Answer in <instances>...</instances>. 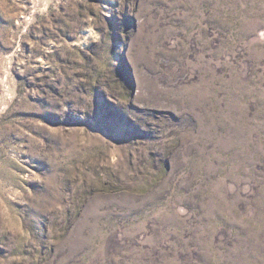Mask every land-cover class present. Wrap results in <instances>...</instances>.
<instances>
[{
  "label": "rangeland",
  "instance_id": "374dc122",
  "mask_svg": "<svg viewBox=\"0 0 264 264\" xmlns=\"http://www.w3.org/2000/svg\"><path fill=\"white\" fill-rule=\"evenodd\" d=\"M0 264H264V0H0Z\"/></svg>",
  "mask_w": 264,
  "mask_h": 264
}]
</instances>
